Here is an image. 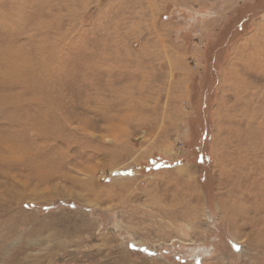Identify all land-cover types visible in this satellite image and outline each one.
<instances>
[{
	"label": "rangeland",
	"instance_id": "rangeland-1",
	"mask_svg": "<svg viewBox=\"0 0 264 264\" xmlns=\"http://www.w3.org/2000/svg\"><path fill=\"white\" fill-rule=\"evenodd\" d=\"M0 264H264V0H0Z\"/></svg>",
	"mask_w": 264,
	"mask_h": 264
},
{
	"label": "trees",
	"instance_id": "trees-1",
	"mask_svg": "<svg viewBox=\"0 0 264 264\" xmlns=\"http://www.w3.org/2000/svg\"><path fill=\"white\" fill-rule=\"evenodd\" d=\"M155 163V162H154ZM199 164H202L203 165V160H199Z\"/></svg>",
	"mask_w": 264,
	"mask_h": 264
}]
</instances>
